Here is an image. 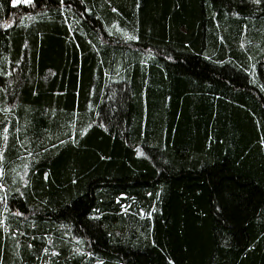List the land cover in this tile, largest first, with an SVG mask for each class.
<instances>
[{
  "label": "trees",
  "instance_id": "trees-1",
  "mask_svg": "<svg viewBox=\"0 0 264 264\" xmlns=\"http://www.w3.org/2000/svg\"><path fill=\"white\" fill-rule=\"evenodd\" d=\"M0 264H264V0H0Z\"/></svg>",
  "mask_w": 264,
  "mask_h": 264
},
{
  "label": "rangeland",
  "instance_id": "rangeland-1",
  "mask_svg": "<svg viewBox=\"0 0 264 264\" xmlns=\"http://www.w3.org/2000/svg\"><path fill=\"white\" fill-rule=\"evenodd\" d=\"M30 0H14V4H18V3H23L26 4L28 3Z\"/></svg>",
  "mask_w": 264,
  "mask_h": 264
}]
</instances>
